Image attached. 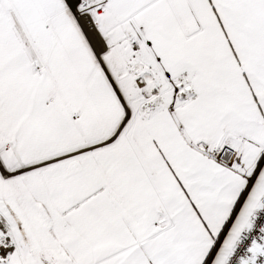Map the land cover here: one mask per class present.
Returning a JSON list of instances; mask_svg holds the SVG:
<instances>
[{"label":"snow or ice","instance_id":"snow-or-ice-1","mask_svg":"<svg viewBox=\"0 0 264 264\" xmlns=\"http://www.w3.org/2000/svg\"><path fill=\"white\" fill-rule=\"evenodd\" d=\"M0 264H264V0H0Z\"/></svg>","mask_w":264,"mask_h":264}]
</instances>
